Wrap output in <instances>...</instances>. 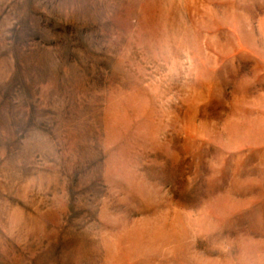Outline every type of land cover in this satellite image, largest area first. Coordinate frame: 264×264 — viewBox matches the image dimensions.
Listing matches in <instances>:
<instances>
[{"label":"rangeland","instance_id":"374dc122","mask_svg":"<svg viewBox=\"0 0 264 264\" xmlns=\"http://www.w3.org/2000/svg\"><path fill=\"white\" fill-rule=\"evenodd\" d=\"M0 264H264V0H0Z\"/></svg>","mask_w":264,"mask_h":264}]
</instances>
